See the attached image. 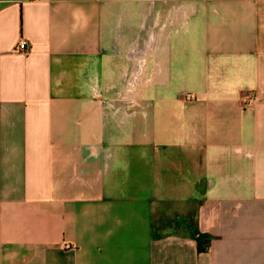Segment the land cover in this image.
<instances>
[{
	"label": "crops",
	"instance_id": "1",
	"mask_svg": "<svg viewBox=\"0 0 264 264\" xmlns=\"http://www.w3.org/2000/svg\"><path fill=\"white\" fill-rule=\"evenodd\" d=\"M0 264H264V0H0Z\"/></svg>",
	"mask_w": 264,
	"mask_h": 264
},
{
	"label": "built area",
	"instance_id": "2",
	"mask_svg": "<svg viewBox=\"0 0 264 264\" xmlns=\"http://www.w3.org/2000/svg\"><path fill=\"white\" fill-rule=\"evenodd\" d=\"M27 48H28V43H27V40L25 39H20V41L15 46V49L17 51H26Z\"/></svg>",
	"mask_w": 264,
	"mask_h": 264
}]
</instances>
